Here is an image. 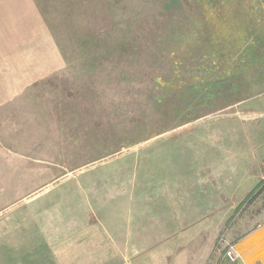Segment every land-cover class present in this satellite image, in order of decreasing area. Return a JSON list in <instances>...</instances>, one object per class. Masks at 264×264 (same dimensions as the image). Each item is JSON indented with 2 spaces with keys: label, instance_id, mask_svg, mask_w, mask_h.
<instances>
[{
  "label": "rangeland",
  "instance_id": "obj_1",
  "mask_svg": "<svg viewBox=\"0 0 264 264\" xmlns=\"http://www.w3.org/2000/svg\"><path fill=\"white\" fill-rule=\"evenodd\" d=\"M240 57L264 58V0H0V219L69 208L95 264H199L264 157Z\"/></svg>",
  "mask_w": 264,
  "mask_h": 264
},
{
  "label": "crops",
  "instance_id": "obj_2",
  "mask_svg": "<svg viewBox=\"0 0 264 264\" xmlns=\"http://www.w3.org/2000/svg\"><path fill=\"white\" fill-rule=\"evenodd\" d=\"M262 90L264 58L240 57V111L248 108L252 99L264 97V93H260ZM252 109L260 111L264 105ZM240 162H251L248 168L240 165V220L232 226L220 249L204 250L205 256L199 264H264V157H240ZM78 196L72 202L81 198ZM196 198L191 200L188 209L193 208ZM46 208L51 210L50 214L52 211L56 214L57 207L53 203ZM28 209L33 217H22L15 211L13 216L0 219V264H95L94 258H99L100 251L88 247L95 235L94 225L78 235L77 220L74 217L70 220L69 208L65 214L67 218L59 224L53 218L34 217L33 210L39 209L37 204H29ZM64 209L59 208L60 213ZM96 232L99 239V227ZM85 239L89 241L85 242ZM230 246L238 255L234 261L226 255ZM85 258L90 259L85 262Z\"/></svg>",
  "mask_w": 264,
  "mask_h": 264
},
{
  "label": "built area",
  "instance_id": "obj_3",
  "mask_svg": "<svg viewBox=\"0 0 264 264\" xmlns=\"http://www.w3.org/2000/svg\"><path fill=\"white\" fill-rule=\"evenodd\" d=\"M226 255L231 261H234L236 257L238 256L236 251L230 246V249L226 251Z\"/></svg>",
  "mask_w": 264,
  "mask_h": 264
}]
</instances>
